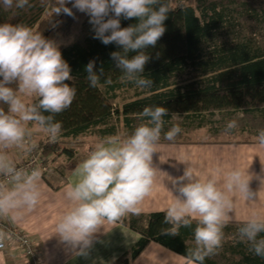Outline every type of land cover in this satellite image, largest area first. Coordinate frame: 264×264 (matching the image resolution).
I'll return each mask as SVG.
<instances>
[{
	"label": "clouds",
	"instance_id": "1",
	"mask_svg": "<svg viewBox=\"0 0 264 264\" xmlns=\"http://www.w3.org/2000/svg\"><path fill=\"white\" fill-rule=\"evenodd\" d=\"M31 6L29 0H0L4 10ZM73 8L89 15L94 39L122 47V51L110 54L122 72L121 79L138 88L151 87L153 80L144 75L151 58L147 50L155 48L166 31L165 21L174 11L171 0H56L54 12L75 18ZM110 14L114 15L109 18ZM121 17L138 22L122 28ZM85 72L90 86L99 87L104 68L97 71L93 60ZM71 73L55 41L23 24H0V219L21 221L41 201V171L19 167L10 151L31 153L37 146L34 128L47 133L52 143L59 140L62 123L55 116L72 105L77 93L66 83L74 81ZM105 83L110 84L111 79ZM167 115L166 107H145L141 113L148 118L145 123L126 138L105 137L75 169L77 179L65 190L68 207L55 225V234L73 250L79 249L78 255L87 254L106 223L142 213L141 205L154 191L160 171L153 157ZM237 128V121L231 120L225 132ZM181 132L182 128L174 125L163 132V138L173 141ZM254 139L264 148V129ZM179 162L188 166L183 175L172 179L178 194L163 210V223L170 227L162 229V234L179 235L181 227L190 228L195 222V246L187 248V257L189 264H203L222 247L225 227L236 220L239 199L250 203L261 199L264 179L260 190L253 191L250 185L254 177L249 169L217 163L211 171L202 172ZM237 231L248 250L264 259V214L253 213ZM7 239L0 232V247Z\"/></svg>",
	"mask_w": 264,
	"mask_h": 264
},
{
	"label": "trees",
	"instance_id": "2",
	"mask_svg": "<svg viewBox=\"0 0 264 264\" xmlns=\"http://www.w3.org/2000/svg\"><path fill=\"white\" fill-rule=\"evenodd\" d=\"M171 2L174 11L165 21L164 35L155 48L147 50L151 58L144 75L153 80L151 87L138 88L121 79L122 72L116 68L110 54L122 51V47L115 43L105 45L94 39L92 25L84 43H74L60 50L75 77L74 81L66 83L73 85L77 93L72 105L55 116V120L62 123L59 140L52 143L45 133L34 149L39 151L49 171L65 177L67 165L57 161L60 157L74 158L78 152L76 147L84 145V139L96 130L99 131V142L117 133L113 119L119 112L114 102L121 92L129 90L133 91L132 99L122 110L127 122L139 118L145 123L148 118L142 117L141 113L148 106L168 109L164 125L175 116L200 118L217 112L227 115L247 113L264 119V0ZM29 3L32 6L23 9L0 7V24H23L55 41L59 33L72 32L82 13L73 8L75 18L63 13L55 15L56 0H29ZM67 6L72 7V4ZM243 20L250 21L257 31L246 33ZM137 22L136 18L121 17L122 28ZM93 60L97 71L104 68L100 86L95 88L90 86L85 72V67ZM108 78L110 84L105 83ZM93 149L91 146L88 153ZM43 179L54 190L59 189L51 182L49 173H44ZM164 217V211L149 214L145 226L131 221L132 229L140 233L141 239L130 256L123 257L119 264H129L151 243L188 259L187 248L195 246L196 223L193 222L190 228L181 227L179 235L172 236L162 234V229L170 227L163 223ZM240 226L224 229V242L216 253L222 251V261L213 259L212 255L203 264H264V259L250 252L239 240L237 229Z\"/></svg>",
	"mask_w": 264,
	"mask_h": 264
},
{
	"label": "crops",
	"instance_id": "3",
	"mask_svg": "<svg viewBox=\"0 0 264 264\" xmlns=\"http://www.w3.org/2000/svg\"><path fill=\"white\" fill-rule=\"evenodd\" d=\"M224 115L226 117L234 114ZM181 118L180 123L176 122L175 116L171 122L164 125L163 132H167L174 125H179L182 132L173 141L165 140L162 132L158 152L153 157L154 165L160 171L154 191L143 201L142 213L139 216L128 215L115 223H106L95 235L93 244L87 250L86 255H78L79 249L73 250L60 240V237L55 234V225L68 207L65 190L69 184L76 181L75 169L90 154L82 149L87 144L79 145L76 147L78 152L74 158L66 160L60 157L57 160L67 165L65 177H61L55 171L49 173L51 182L59 189L54 190L41 177L40 184L43 195L37 208L27 213L21 221L16 223L2 219L15 229L29 235L33 240L34 249L38 254L36 262L25 256L20 246L15 245L0 250V264H119L123 257L130 256L133 247L141 239L140 233L132 229L131 221L136 220L140 225L145 226L147 224L146 217L149 214L163 212L172 202L173 195L178 194L176 187L172 184V179L183 175L188 166V164L179 161L187 162L202 172L211 171L217 163L226 168L249 169L254 177L251 181V189L253 191L260 190L261 179H264V164L261 163V160H264V148H261L255 139L248 137L233 139V133L236 131L225 132L223 128L214 126L212 121L214 118L212 119L209 115L200 118H193V116ZM255 118L264 121L263 118ZM117 125L119 126L118 133L123 129L127 136L131 135L137 127L136 121L127 122L124 117L123 122ZM243 131L249 132L248 135L257 136L259 133L253 129H243ZM195 135L200 139H185V137ZM44 136L45 132L42 131L39 141ZM221 136H225L226 139H218ZM29 154L18 149L10 151V155L17 163L28 160ZM253 213L264 214V191L261 192V199L258 201L257 198L255 203L240 198L235 210L236 220L225 229L241 225ZM221 252L220 250L212 258L219 262L222 261ZM129 264H189V261L168 248L151 243L137 258L131 259Z\"/></svg>",
	"mask_w": 264,
	"mask_h": 264
},
{
	"label": "rangeland",
	"instance_id": "4",
	"mask_svg": "<svg viewBox=\"0 0 264 264\" xmlns=\"http://www.w3.org/2000/svg\"><path fill=\"white\" fill-rule=\"evenodd\" d=\"M114 15V14H110V17ZM90 17L88 14L86 13H80L74 27L73 30L70 34H64V33H59L55 42L59 45L60 50L62 48H64L65 46L74 44V43H84L85 40V36L86 33L89 29V27H91V24L89 23ZM244 22V28H245V32L246 33H253L255 31H257L255 29V26L247 20H243ZM264 34V32H262V35ZM133 91L129 90V91H125V93L120 94L119 99L116 100L114 102V107L115 109L119 112V114H116V116L113 119V123H115V125L117 126L116 130H117V134L116 135H120L121 138H126V132L123 131V129L119 132V126L117 124L120 125L121 122H123V114H122V110H123V106L126 102L130 101L132 98L130 96H132ZM29 102H34L35 98H28ZM119 116V117H118ZM213 120V124L214 126L218 127V128H223L225 130L226 128V124L227 122L231 121V120H236L237 124H238V128L235 129L236 132H234V138L233 139H243V138H249V139H254V137L256 135H248L247 133L249 132H245L243 131V129H248V130H256V131H260L261 129H264V121L255 118L257 116H254L252 114H243V113H235L232 116H226L224 115V113H220L217 112L215 114H213L212 116L209 115ZM225 117V119H224ZM139 118H137L136 121V126H139L140 124H142V122H140L138 120ZM119 120H121L119 122ZM182 120L181 116H176V122L180 123ZM124 126V125H123ZM125 127V126H124ZM34 132V139L36 141V145L38 146L39 143V139H40V134L42 133V130L38 129V128H34L33 129ZM245 136V137H244ZM243 137V138H242ZM185 139H191V140H197L200 139L199 136H190V137H185ZM218 139H226L225 136H221ZM85 144H87L86 146H83L82 149L85 151H89L91 146H95L97 143H99L100 141V137H99V131L96 130L95 133H93L92 135H88L85 139ZM34 151V150H33ZM32 151V152H33ZM32 152L30 153L32 155ZM29 154V153H28ZM30 155V156H31ZM12 156V155H11ZM21 163H17V165L22 164ZM45 164V161H44ZM46 165V164H45ZM46 167L48 168V166L46 165ZM49 170V168H48ZM51 171H49L48 173H50ZM41 177H43V175L41 174Z\"/></svg>",
	"mask_w": 264,
	"mask_h": 264
},
{
	"label": "built area",
	"instance_id": "5",
	"mask_svg": "<svg viewBox=\"0 0 264 264\" xmlns=\"http://www.w3.org/2000/svg\"><path fill=\"white\" fill-rule=\"evenodd\" d=\"M18 166L27 169L38 168L42 175L49 172L39 151L37 152L35 150L32 152V155L26 162H23ZM0 232L5 233V235L8 237L4 243V246L0 247V250H5L8 247L18 245L22 248L25 256L36 262L38 254L34 249L33 240L29 237V235L23 231L15 229L11 224H7L2 219H0Z\"/></svg>",
	"mask_w": 264,
	"mask_h": 264
}]
</instances>
